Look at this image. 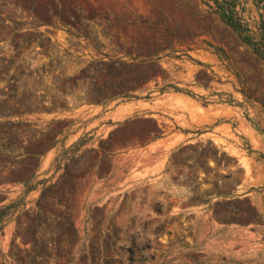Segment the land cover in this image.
Instances as JSON below:
<instances>
[{
    "label": "rangeland",
    "instance_id": "obj_1",
    "mask_svg": "<svg viewBox=\"0 0 264 264\" xmlns=\"http://www.w3.org/2000/svg\"><path fill=\"white\" fill-rule=\"evenodd\" d=\"M0 264H264V60L214 0H0Z\"/></svg>",
    "mask_w": 264,
    "mask_h": 264
},
{
    "label": "trees",
    "instance_id": "obj_2",
    "mask_svg": "<svg viewBox=\"0 0 264 264\" xmlns=\"http://www.w3.org/2000/svg\"><path fill=\"white\" fill-rule=\"evenodd\" d=\"M215 10L220 18L239 35L241 41L264 60V11H258L253 27L235 8V0H214ZM264 10V6L260 5Z\"/></svg>",
    "mask_w": 264,
    "mask_h": 264
},
{
    "label": "crops",
    "instance_id": "obj_3",
    "mask_svg": "<svg viewBox=\"0 0 264 264\" xmlns=\"http://www.w3.org/2000/svg\"><path fill=\"white\" fill-rule=\"evenodd\" d=\"M176 113V112H175ZM188 112H186L185 113V120L186 121H188L189 119H191V117H188ZM187 115V116H186ZM207 118H208V122H209V126L207 127V129H209L208 130V132H211V131H213V129L215 128V127H217L218 125H219V122H217V120H216V116L215 115H207ZM207 131V130H206ZM178 133H183V132H181V131H177ZM202 133V132H201ZM170 140H172V139H170ZM175 140V138L173 139V141Z\"/></svg>",
    "mask_w": 264,
    "mask_h": 264
}]
</instances>
